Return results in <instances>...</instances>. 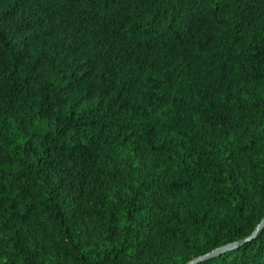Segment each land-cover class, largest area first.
<instances>
[{
    "label": "trees",
    "instance_id": "1",
    "mask_svg": "<svg viewBox=\"0 0 264 264\" xmlns=\"http://www.w3.org/2000/svg\"><path fill=\"white\" fill-rule=\"evenodd\" d=\"M263 221L264 0H0V264H264Z\"/></svg>",
    "mask_w": 264,
    "mask_h": 264
},
{
    "label": "water",
    "instance_id": "2",
    "mask_svg": "<svg viewBox=\"0 0 264 264\" xmlns=\"http://www.w3.org/2000/svg\"><path fill=\"white\" fill-rule=\"evenodd\" d=\"M263 223H264V221L259 225V227H260ZM259 227H258V228H259Z\"/></svg>",
    "mask_w": 264,
    "mask_h": 264
}]
</instances>
